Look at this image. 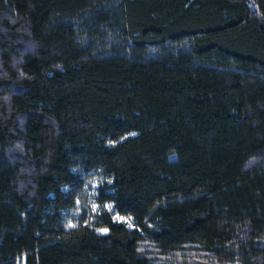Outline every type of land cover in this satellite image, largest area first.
Wrapping results in <instances>:
<instances>
[{
    "label": "trees",
    "instance_id": "1",
    "mask_svg": "<svg viewBox=\"0 0 264 264\" xmlns=\"http://www.w3.org/2000/svg\"><path fill=\"white\" fill-rule=\"evenodd\" d=\"M158 260L264 264V0H0V264Z\"/></svg>",
    "mask_w": 264,
    "mask_h": 264
},
{
    "label": "rangeland",
    "instance_id": "2",
    "mask_svg": "<svg viewBox=\"0 0 264 264\" xmlns=\"http://www.w3.org/2000/svg\"><path fill=\"white\" fill-rule=\"evenodd\" d=\"M96 179V177H95ZM94 179H91L88 181V184H87V190H86V196H87V200H86V205L85 207L88 209H91L92 211H94L96 208H97V204L95 202V199H96V190H95V184H94ZM106 208H109L110 210H113L112 206L111 205H107ZM86 209V210H87ZM117 218L121 221H124L126 223H128L129 225L132 224V221L130 218H127V217H121V216H117ZM168 259V258H167ZM204 259V258H202ZM206 259V258H205ZM207 260L210 261V259L207 258ZM160 262V264H173L172 261L170 260H158ZM20 264H24V262H20ZM211 264H214L213 262Z\"/></svg>",
    "mask_w": 264,
    "mask_h": 264
}]
</instances>
